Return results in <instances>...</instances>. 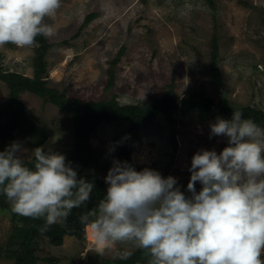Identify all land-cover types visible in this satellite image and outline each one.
I'll use <instances>...</instances> for the list:
<instances>
[{
    "label": "rangeland",
    "instance_id": "rangeland-1",
    "mask_svg": "<svg viewBox=\"0 0 264 264\" xmlns=\"http://www.w3.org/2000/svg\"><path fill=\"white\" fill-rule=\"evenodd\" d=\"M212 2L213 6L205 0H61L55 16L45 18L53 29L51 36H44L51 45L44 58L48 86L83 103L115 98L119 105H134L160 99L172 85L179 98L200 94L218 101L224 97L231 106L252 105L264 111V0ZM87 15L93 17L83 25ZM213 37L218 45L220 93L209 70ZM34 48L35 43L23 48L0 46L3 69L32 77ZM109 71L114 76L108 87ZM7 100L8 90L0 82V122ZM19 102L49 134L43 146L63 154L72 142L70 117L29 93L20 95ZM214 122L200 123L193 114L179 111L172 112L171 121L154 118L132 135L131 161L141 170L147 167L165 178H177L181 191L190 195L192 156L200 149L219 154L227 140L210 138ZM128 126L102 123L89 137L97 166L84 173L102 180L106 191L104 177L117 159ZM13 142L27 150L22 153L25 161L34 158L37 147L21 138L0 145V151ZM195 187L199 191L200 183ZM11 231L8 217L0 215V245ZM137 248L134 242H122L100 255L88 228L82 243L64 237L62 245L55 247L42 239L35 256L37 264H105L101 260H118L121 253L131 254ZM12 263L0 257V264Z\"/></svg>",
    "mask_w": 264,
    "mask_h": 264
},
{
    "label": "clouds",
    "instance_id": "clouds-1",
    "mask_svg": "<svg viewBox=\"0 0 264 264\" xmlns=\"http://www.w3.org/2000/svg\"><path fill=\"white\" fill-rule=\"evenodd\" d=\"M60 7L61 0H0V46L31 47L37 36H51L45 18ZM210 129V138L226 137L227 146L192 156L190 195L173 176L113 159L106 194L80 216L97 253L131 241L149 264H264V126L237 110L230 119L217 117ZM26 151L20 142L0 151V193L17 215L43 219L47 231L86 204L95 185L64 154L37 147L29 167Z\"/></svg>",
    "mask_w": 264,
    "mask_h": 264
},
{
    "label": "trees",
    "instance_id": "trees-1",
    "mask_svg": "<svg viewBox=\"0 0 264 264\" xmlns=\"http://www.w3.org/2000/svg\"><path fill=\"white\" fill-rule=\"evenodd\" d=\"M213 6L212 0H205ZM93 15H87L83 22L86 25ZM264 26V20L262 21ZM12 46V44H10ZM51 45L47 43L43 35L36 37L32 58V77H25L3 69L0 61V82L8 90L6 111L1 113L3 122H0V145L4 146L16 138H21L32 147H41L48 140L49 134L32 120L25 106L19 102V96L29 93L38 97L44 103H49L59 111L67 114L72 123V142L64 151L66 160L72 163L78 175L94 182V191L91 199L80 208L73 209L71 215L63 224H54L47 231H41L44 227L43 219H33L17 215L12 211L11 204L6 196L0 193V215L8 217L12 224V231L6 243L0 245V257L12 260V264H37L35 256L42 239H46L51 246L62 245L64 237H72L79 243L85 241V233L88 227L80 223V216L96 208L99 201L106 194L102 180L84 172L97 166V160L92 156V148L89 137L102 123L126 122L129 124L127 136L124 137L118 151L117 160L127 161L136 167L131 161L133 134L144 123L157 117H163L171 121L173 111H179L182 115L193 114L200 123L216 120L217 117L230 119L234 111H241L244 118H251L261 126H264V111L248 106H231L221 97L218 101L206 98L200 94H191L187 98H179L174 86L169 85L160 99L147 101L139 100L134 105H119L115 98L100 101L81 102L75 98H69L64 93L50 88L47 83V64L44 60ZM121 51L117 54L112 64H115ZM218 45L216 37L212 38L209 70L214 86L221 92L220 72L217 67ZM107 86H111L114 73L108 72ZM227 146V140L224 148ZM29 167L34 163V158L26 161ZM3 255V256H2ZM150 257L145 250L137 248L128 259L101 260L105 264H149Z\"/></svg>",
    "mask_w": 264,
    "mask_h": 264
}]
</instances>
